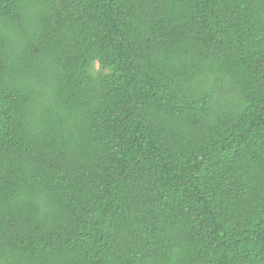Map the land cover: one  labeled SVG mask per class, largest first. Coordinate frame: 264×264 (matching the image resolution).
Instances as JSON below:
<instances>
[{"label":"trees","instance_id":"obj_1","mask_svg":"<svg viewBox=\"0 0 264 264\" xmlns=\"http://www.w3.org/2000/svg\"><path fill=\"white\" fill-rule=\"evenodd\" d=\"M0 264H264V0H0Z\"/></svg>","mask_w":264,"mask_h":264}]
</instances>
